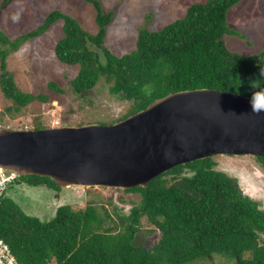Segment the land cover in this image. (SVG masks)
Masks as SVG:
<instances>
[{"label":"trees","instance_id":"1","mask_svg":"<svg viewBox=\"0 0 264 264\" xmlns=\"http://www.w3.org/2000/svg\"><path fill=\"white\" fill-rule=\"evenodd\" d=\"M83 1L93 6L98 26L95 35L60 10L12 39L0 29V90L13 104L8 111H20L35 101L47 102L44 95L23 93L16 87L7 58L59 21H63V38L55 46L56 58L79 67L70 82L72 91L85 95L104 78L110 94L132 102L129 116L168 94L210 89L250 98L259 90L257 85L264 87V50L245 56L230 51L225 43L227 36L238 35L228 24V11L241 0H206L191 5L183 18L159 31L141 27L135 49L121 57L104 48L106 27L114 13H105L100 0ZM89 45L103 52V62ZM49 87L62 92L54 83ZM256 159L264 169V158ZM215 166L212 157L206 158L171 169L145 188L123 191L139 193L141 200L127 215L114 209L119 227L110 213L104 210L103 216L92 205L79 211L59 207L52 218L42 222L26 215L8 197L10 188L0 205V239L19 264L213 263L216 254L230 256L236 264H264V244L260 243L264 211L243 194L237 178L216 171ZM21 180L29 186L45 184L57 189L48 178L27 176L17 181ZM142 218L160 233L151 249L134 243ZM105 221L110 226L103 227Z\"/></svg>","mask_w":264,"mask_h":264},{"label":"rangeland","instance_id":"2","mask_svg":"<svg viewBox=\"0 0 264 264\" xmlns=\"http://www.w3.org/2000/svg\"><path fill=\"white\" fill-rule=\"evenodd\" d=\"M4 1L0 0V29L11 39L32 31L55 10L75 19L91 35L98 31L93 6L83 0ZM205 1L100 0L105 13H114L111 24L106 27L104 48L117 57L129 54L135 49L137 32L141 27L159 31L171 22L183 18L191 5ZM228 24L238 32L237 36L225 38L230 51L250 56L264 50V0H241L228 11ZM62 25L63 21L55 23L42 36L25 42L7 58V69L13 75L16 87L23 93L44 95L47 102L35 101L20 111H8L13 104L5 99L0 90V129L112 125L129 116L132 102L110 94V84L104 78H100L96 86L85 95H77L72 91L70 82L78 75L79 67L61 63L55 55V46L63 38ZM89 48L94 49L103 62V52L93 45H89ZM50 83L56 84L62 92L53 91L49 87ZM212 160L216 164V171L237 178L243 194L257 202L259 209L264 211V169L256 158L213 156ZM184 173L189 174V170L184 169ZM170 176L166 179L170 180ZM8 197L26 215L42 222L52 218L59 207L68 206L79 211L92 205L101 215L104 210L110 213L116 226L118 220L115 213L127 215L141 200L139 193L123 192L120 189L71 187L51 190L28 185L15 187L9 191ZM108 226V221L103 222V227ZM117 230L119 229H115ZM159 238L160 233L155 226L142 218L135 245L151 249ZM260 243L264 244V236H260ZM191 264L236 262L230 256L216 254L213 263L201 260Z\"/></svg>","mask_w":264,"mask_h":264},{"label":"water","instance_id":"3","mask_svg":"<svg viewBox=\"0 0 264 264\" xmlns=\"http://www.w3.org/2000/svg\"><path fill=\"white\" fill-rule=\"evenodd\" d=\"M210 89L155 100L112 125L0 129V167L71 187L145 188L157 176L213 156L263 157L264 111Z\"/></svg>","mask_w":264,"mask_h":264},{"label":"built area","instance_id":"4","mask_svg":"<svg viewBox=\"0 0 264 264\" xmlns=\"http://www.w3.org/2000/svg\"><path fill=\"white\" fill-rule=\"evenodd\" d=\"M18 176L0 167V205L10 188L17 185ZM0 264H19L9 246L0 239Z\"/></svg>","mask_w":264,"mask_h":264},{"label":"clouds","instance_id":"5","mask_svg":"<svg viewBox=\"0 0 264 264\" xmlns=\"http://www.w3.org/2000/svg\"><path fill=\"white\" fill-rule=\"evenodd\" d=\"M258 88V91H254L250 97L249 104L251 107L252 112L259 113L264 111V87H261L259 85L256 86ZM20 177H18V180ZM20 185V182L17 181V185L15 187L18 188ZM15 187H12L13 189ZM8 195V194H7Z\"/></svg>","mask_w":264,"mask_h":264},{"label":"flooded vegetation","instance_id":"6","mask_svg":"<svg viewBox=\"0 0 264 264\" xmlns=\"http://www.w3.org/2000/svg\"><path fill=\"white\" fill-rule=\"evenodd\" d=\"M19 182H20V185H19L18 187H21V186H23V185H28V184L25 183V181H22V180H21V181H19ZM28 186H29V185H28ZM29 187H32V188H33V187H35V188L45 187L46 189L55 190V189H52L51 187H48V186L45 185V184H44V185L42 184V185H40V186H29Z\"/></svg>","mask_w":264,"mask_h":264}]
</instances>
